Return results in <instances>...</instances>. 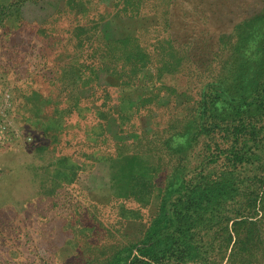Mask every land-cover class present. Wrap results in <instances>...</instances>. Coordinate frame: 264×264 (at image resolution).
I'll use <instances>...</instances> for the list:
<instances>
[{
  "label": "rangeland",
  "instance_id": "obj_1",
  "mask_svg": "<svg viewBox=\"0 0 264 264\" xmlns=\"http://www.w3.org/2000/svg\"><path fill=\"white\" fill-rule=\"evenodd\" d=\"M0 93L10 148L79 172L24 209L0 186V264L160 257L176 230V261L264 264V0H0Z\"/></svg>",
  "mask_w": 264,
  "mask_h": 264
},
{
  "label": "crops",
  "instance_id": "obj_2",
  "mask_svg": "<svg viewBox=\"0 0 264 264\" xmlns=\"http://www.w3.org/2000/svg\"><path fill=\"white\" fill-rule=\"evenodd\" d=\"M85 90H87L86 97L92 96L93 91L90 87H86ZM45 103H48L47 99L31 103L34 106L29 104L25 107V105L24 108L33 109ZM97 117L99 120L104 119L103 114ZM16 152L22 153V156L15 155ZM77 178H79V172L73 163L67 164L59 161L53 163V167H47L33 160L29 151L24 148L15 149L12 147L0 152V186L8 187L6 193L10 196L9 199L23 203L22 209L31 202L39 201L42 198L41 195L47 182H50L52 187H57L71 184ZM15 193L20 194L21 198L14 196Z\"/></svg>",
  "mask_w": 264,
  "mask_h": 264
},
{
  "label": "trees",
  "instance_id": "obj_3",
  "mask_svg": "<svg viewBox=\"0 0 264 264\" xmlns=\"http://www.w3.org/2000/svg\"><path fill=\"white\" fill-rule=\"evenodd\" d=\"M246 128V127H245ZM236 146V149H238V145ZM235 149V150H236ZM62 159H66L63 157ZM71 163V162H70ZM69 164V163H67ZM214 191L208 190L205 194V202L204 203H210L213 201L212 199L214 198ZM202 202V200H200ZM244 223H247L246 220H244ZM234 224L231 225V228ZM229 229V226H226L227 229V236L231 238V233L233 229ZM234 228V227H233ZM229 229V232H228ZM177 233L181 232V235H167L161 233L158 236V240L156 245L161 246L160 248V257H157L156 254H150L151 249H143L139 248L135 252L133 251V243H131V246H124L122 249L114 251V253L107 259H104L102 261H99L96 264H184L185 261H176L173 259L174 255L177 253L178 256L184 257L186 255V250L185 248H182L181 246L183 245L184 237H183V231L182 230H176ZM171 239L172 242L169 243V240ZM139 251V253H137ZM190 251H188L189 253ZM187 253V254H188ZM180 257V258H181Z\"/></svg>",
  "mask_w": 264,
  "mask_h": 264
},
{
  "label": "built area",
  "instance_id": "obj_4",
  "mask_svg": "<svg viewBox=\"0 0 264 264\" xmlns=\"http://www.w3.org/2000/svg\"><path fill=\"white\" fill-rule=\"evenodd\" d=\"M12 102L8 93H0V149L10 148L18 137Z\"/></svg>",
  "mask_w": 264,
  "mask_h": 264
}]
</instances>
